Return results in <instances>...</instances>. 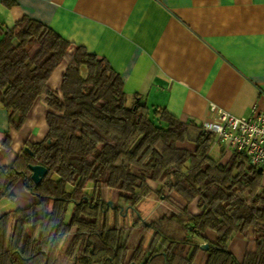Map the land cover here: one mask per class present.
<instances>
[{
    "label": "trees",
    "instance_id": "obj_1",
    "mask_svg": "<svg viewBox=\"0 0 264 264\" xmlns=\"http://www.w3.org/2000/svg\"><path fill=\"white\" fill-rule=\"evenodd\" d=\"M0 36V99L12 130L23 128L37 101L49 111L45 140L27 141L11 167L0 166V202H16L18 189L34 201L0 218V264H57L68 238V251L78 246L74 264H195L200 255V264H264V169L235 154L223 164L227 150L204 126L130 99L106 59L54 29L24 18L13 29L0 25ZM64 63L61 92L53 91L48 83ZM12 145L8 134L0 159ZM31 166L48 170L38 187ZM110 191L133 209L155 195L175 212L153 222L148 245L132 250L108 227ZM237 237L247 243L242 263L229 249Z\"/></svg>",
    "mask_w": 264,
    "mask_h": 264
},
{
    "label": "crops",
    "instance_id": "obj_2",
    "mask_svg": "<svg viewBox=\"0 0 264 264\" xmlns=\"http://www.w3.org/2000/svg\"><path fill=\"white\" fill-rule=\"evenodd\" d=\"M24 18L106 59L130 99L142 97L183 123H211V106L237 119L264 109V0H0V25L13 29ZM62 77L50 79L51 90L61 92ZM48 113L37 101L30 127L15 131L0 99V149L6 135L13 142L1 167H11L27 141L45 140ZM230 158L226 151L223 164ZM190 211L199 214L197 203Z\"/></svg>",
    "mask_w": 264,
    "mask_h": 264
},
{
    "label": "rangeland",
    "instance_id": "obj_3",
    "mask_svg": "<svg viewBox=\"0 0 264 264\" xmlns=\"http://www.w3.org/2000/svg\"><path fill=\"white\" fill-rule=\"evenodd\" d=\"M63 69L64 68L61 67L56 71L52 81H56V79L58 80L61 74L64 76L65 71L63 72ZM29 127L30 124H25L23 129H21L19 132L24 131L25 128L27 130ZM222 147L225 148V144H222ZM219 150L220 148L217 145L213 150V157L216 158L219 155ZM152 187L154 191H158V185H152ZM15 195L17 197L16 202H11L9 200L0 202V218L16 211L17 209L27 208L34 203L33 199H31L23 189L16 190ZM108 198L110 203L113 204V207L120 210V213H116L113 210L109 213L107 216L108 227L110 229H119L121 231L122 244L127 245L132 250H137L140 247H146L151 239V233L147 230V228L153 222L167 214L168 211L172 212L170 205L168 203H162L161 200H159L155 195H151L148 198L142 200L136 205L135 209L129 207L127 201L122 199L120 194L117 192L110 191ZM122 212L125 214L123 215ZM11 223L12 219L10 221V225ZM100 223L101 225L105 224V217L103 215L100 216ZM208 233L216 235L213 232ZM237 238L230 244L229 249L230 252L235 255L237 261L242 263L246 248L245 244L238 245ZM69 245V238L67 241L64 240L62 242L57 257V264H74V258L78 252V246L75 245L71 251H68Z\"/></svg>",
    "mask_w": 264,
    "mask_h": 264
},
{
    "label": "built area",
    "instance_id": "obj_4",
    "mask_svg": "<svg viewBox=\"0 0 264 264\" xmlns=\"http://www.w3.org/2000/svg\"><path fill=\"white\" fill-rule=\"evenodd\" d=\"M214 121L204 125L206 133L216 137L225 149L248 160L256 169H264V109L252 110L251 117L237 119L211 106Z\"/></svg>",
    "mask_w": 264,
    "mask_h": 264
},
{
    "label": "water",
    "instance_id": "obj_5",
    "mask_svg": "<svg viewBox=\"0 0 264 264\" xmlns=\"http://www.w3.org/2000/svg\"><path fill=\"white\" fill-rule=\"evenodd\" d=\"M26 151L29 152V150H26ZM30 171L32 173L31 180L35 184V186H37V187L40 186L43 183V181L45 180V178L48 176V170H46L45 168L40 167V166H37V167L31 166ZM109 205L111 208H113V210H116L113 207L112 203H109ZM200 249L202 252H208L209 246L208 245H202L200 247Z\"/></svg>",
    "mask_w": 264,
    "mask_h": 264
},
{
    "label": "flooded vegetation",
    "instance_id": "obj_6",
    "mask_svg": "<svg viewBox=\"0 0 264 264\" xmlns=\"http://www.w3.org/2000/svg\"><path fill=\"white\" fill-rule=\"evenodd\" d=\"M113 211H116V210H113Z\"/></svg>",
    "mask_w": 264,
    "mask_h": 264
}]
</instances>
